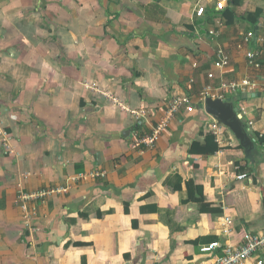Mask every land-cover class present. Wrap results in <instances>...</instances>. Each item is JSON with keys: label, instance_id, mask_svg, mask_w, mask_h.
Listing matches in <instances>:
<instances>
[{"label": "crops", "instance_id": "crops-1", "mask_svg": "<svg viewBox=\"0 0 264 264\" xmlns=\"http://www.w3.org/2000/svg\"><path fill=\"white\" fill-rule=\"evenodd\" d=\"M232 1L228 23L217 0H0V264H206L201 245H237L245 232L264 230V144L246 155L224 126L216 153L180 152L193 134L178 133L187 112L199 107L206 86L222 81L257 83L250 97L224 93L250 135L264 131V41L256 45L259 69L237 47L242 34H263L264 0ZM257 8L252 25L248 14ZM217 46L231 57L223 70L213 66ZM178 95L187 100L155 145L133 147ZM238 165L246 178H236ZM174 174L183 178L181 190L166 182ZM188 179L220 211L182 202ZM51 187L65 190L29 202L35 213L25 223L19 191Z\"/></svg>", "mask_w": 264, "mask_h": 264}, {"label": "built area", "instance_id": "built-area-1", "mask_svg": "<svg viewBox=\"0 0 264 264\" xmlns=\"http://www.w3.org/2000/svg\"><path fill=\"white\" fill-rule=\"evenodd\" d=\"M227 6L226 0H217L216 9L218 11H223ZM205 13L204 6H198L196 9V14L198 16H203ZM263 29V34L257 33V31L250 30L247 33L242 34L241 38L237 42V47L245 51V57L248 66L259 69L262 65L261 63V50L256 46L264 41V24L260 26ZM210 33L214 34L213 30ZM231 63V57L229 52L222 46H217L214 52L213 66L215 69L223 70L228 67ZM207 77L210 80L214 79V72H207ZM258 85L255 81L249 78H243L240 80H231L228 82L222 81L220 85L215 89L212 86H206L202 94L200 95V101L198 103L202 104L206 96H211L212 98H227L224 92H254ZM264 91V88H262ZM186 97L175 96L170 102L164 121L157 123L150 132H142L137 135L133 140V147H153L164 132L165 128L169 125L170 121L174 119L176 113H178L186 102ZM195 105L191 106L189 111L194 108ZM240 117L242 118L243 113L239 111ZM248 126L251 125V121L247 123ZM205 126H208L209 130L216 136L217 142L219 143V137L221 138L224 134V126L218 123L214 118L210 116V120L206 122ZM260 133V132H259ZM264 131L260 134H263ZM256 140V139H255ZM220 145V144H219ZM3 147L5 152L12 153L10 139L8 137L3 138ZM97 175L105 176V172H99ZM247 177L246 173H239L236 175L238 179H244ZM65 188L62 187H51V188H40L32 191H19L16 197V204L24 211V222H29L30 217L35 213L27 207L29 202H36L55 193L64 191ZM225 224H230V217L224 218ZM215 249L219 252L216 253L212 259H209L210 255H213ZM200 251L203 256L207 257L205 261L206 264H243L244 261L257 255V263L264 264V259L258 254L264 253V230L261 232H245L243 234L242 240L237 245L231 244H221L218 241H213L208 244H203L200 246Z\"/></svg>", "mask_w": 264, "mask_h": 264}, {"label": "trees", "instance_id": "trees-1", "mask_svg": "<svg viewBox=\"0 0 264 264\" xmlns=\"http://www.w3.org/2000/svg\"><path fill=\"white\" fill-rule=\"evenodd\" d=\"M232 4H237V1H232ZM262 14V10L260 8H257L255 11H253L252 13H249L248 16H253L254 19L251 20L252 21V25L256 24V19ZM223 16L227 19L226 21L228 23L231 22V20L234 18V14L233 11L231 10V8L229 6H227L224 10H223ZM151 34H158L159 36L163 37V39H168L169 34L161 31V30H152L149 29ZM137 33V31H136ZM183 40L188 44L190 43V46H188L189 49L194 50L193 45L191 44V36L190 35H186V37H183ZM151 52V51H150ZM155 53L157 54V51H155ZM156 56V55H155ZM157 58V56H156ZM159 63L161 64L162 70L164 72H166V66L167 64L164 63L163 61H161L159 59ZM188 114H190L188 116V122L185 124V126L180 129L178 131V133L180 132H187V133H193L191 139L189 140V142L187 144H185V146L183 148H180V152L182 153L183 151H187L188 153L192 154H202V155H212L214 153H216L217 151H219L220 149H222V146L219 145V143L217 142L216 136L214 135V133H212L211 130H204V126L206 124V122L209 119V116L199 107L197 108H193L191 111L187 112ZM251 135L256 139L258 144H264V133L260 134L258 131H253L251 132ZM240 146V145H239ZM241 147V146H240ZM180 156L182 154H179ZM236 163H239V160H237ZM237 171L238 173H241L243 171H246V168H242V166L238 165L237 166ZM249 172L253 175L254 178H257V173H255L253 171V169L250 167ZM175 181L177 182V184L175 183L173 186L174 190H181L182 189V181L183 178L179 175V174H174L172 177H169L167 179L166 182L168 181ZM170 183V182H169ZM170 185V184H169ZM185 186H186V191H187V198L185 200H183L182 202H189V201H193L196 202L198 204L199 210L201 212H216V211H220L219 209L213 207L209 202L205 201V197H204V191H203V186L201 184H196L194 182L193 179H188L185 181ZM263 191V202H264V189H262ZM128 206H129V201L128 200H124V207H125V211L128 212ZM152 211H156L158 210L157 206H153L151 207ZM143 210H145V208H142ZM150 209V208H149ZM102 212L98 211L97 215L98 216H102ZM86 217H88V215H86ZM211 238V237H210ZM207 239V237H201V238H197L195 240H193V243H200L202 241H205ZM68 244H66L67 246ZM84 264H85V260H84Z\"/></svg>", "mask_w": 264, "mask_h": 264}, {"label": "water", "instance_id": "water-1", "mask_svg": "<svg viewBox=\"0 0 264 264\" xmlns=\"http://www.w3.org/2000/svg\"><path fill=\"white\" fill-rule=\"evenodd\" d=\"M251 93L242 94V97H250ZM256 94L254 93L253 96ZM204 112L214 118L218 123L226 126L238 139L246 155L253 151L256 140L245 127L240 117L239 107L234 103L232 98H212L206 96L203 101Z\"/></svg>", "mask_w": 264, "mask_h": 264}, {"label": "clouds", "instance_id": "clouds-1", "mask_svg": "<svg viewBox=\"0 0 264 264\" xmlns=\"http://www.w3.org/2000/svg\"><path fill=\"white\" fill-rule=\"evenodd\" d=\"M226 7H227V6H226ZM246 93H247V92H246ZM230 98H231V97H230ZM199 105H200V106H202V104H200V103L198 104V106H199ZM238 107H239V106H238ZM239 111H240V109H239ZM208 116H209V115H208ZM209 118H210V116H209ZM241 119H242V120H243V122H244V119H243V117H242ZM223 126H224V125H223ZM246 126H247V125H246ZM225 127H226V126H225ZM247 127H248V126H247ZM252 137H253V136H252ZM253 138H254V137H253ZM256 144H257V141H256Z\"/></svg>", "mask_w": 264, "mask_h": 264}, {"label": "rangeland", "instance_id": "rangeland-1", "mask_svg": "<svg viewBox=\"0 0 264 264\" xmlns=\"http://www.w3.org/2000/svg\"><path fill=\"white\" fill-rule=\"evenodd\" d=\"M213 87V86H212ZM226 129H228L229 130V128L228 127H226ZM230 131V130H229ZM224 134L226 135V130H224ZM223 134V135H224ZM253 152H255V150L253 149Z\"/></svg>", "mask_w": 264, "mask_h": 264}]
</instances>
